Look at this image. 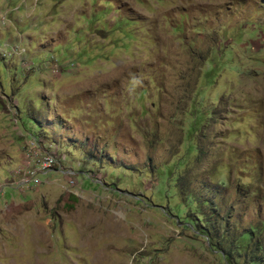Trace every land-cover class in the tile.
<instances>
[{
  "label": "rangeland",
  "instance_id": "rangeland-1",
  "mask_svg": "<svg viewBox=\"0 0 264 264\" xmlns=\"http://www.w3.org/2000/svg\"><path fill=\"white\" fill-rule=\"evenodd\" d=\"M0 264H264V0H0Z\"/></svg>",
  "mask_w": 264,
  "mask_h": 264
}]
</instances>
